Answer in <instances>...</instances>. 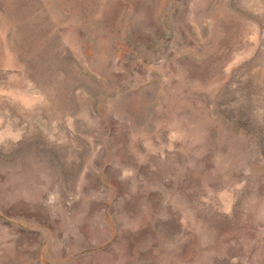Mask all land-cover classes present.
I'll use <instances>...</instances> for the list:
<instances>
[{"label":"rangeland","instance_id":"rangeland-1","mask_svg":"<svg viewBox=\"0 0 264 264\" xmlns=\"http://www.w3.org/2000/svg\"><path fill=\"white\" fill-rule=\"evenodd\" d=\"M0 264H264V0H0Z\"/></svg>","mask_w":264,"mask_h":264}]
</instances>
